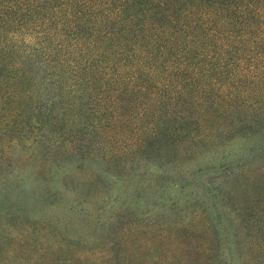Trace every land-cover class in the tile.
<instances>
[{"label":"trees","instance_id":"16d2710c","mask_svg":"<svg viewBox=\"0 0 264 264\" xmlns=\"http://www.w3.org/2000/svg\"><path fill=\"white\" fill-rule=\"evenodd\" d=\"M263 127L264 0H0V155L39 131L106 160L89 174L62 168L66 192L80 195V175L108 183L242 147ZM250 194L223 206L241 257L264 264V184ZM119 233L29 264H153L144 243L126 262ZM206 243L155 264H206Z\"/></svg>","mask_w":264,"mask_h":264},{"label":"rangeland","instance_id":"374dc122","mask_svg":"<svg viewBox=\"0 0 264 264\" xmlns=\"http://www.w3.org/2000/svg\"><path fill=\"white\" fill-rule=\"evenodd\" d=\"M52 140L34 131L0 155V264H29L61 247L63 257L70 246L97 245L114 231L126 262L141 260L135 252L143 245L153 248L144 256L153 264L181 262L172 252L177 244L206 241V264H246L223 202L234 207L264 184V127L242 147L205 151L186 164L157 161L134 173L110 172L108 183L77 176L79 196L59 187L62 168L89 174L103 171L106 160L82 157L69 143Z\"/></svg>","mask_w":264,"mask_h":264}]
</instances>
